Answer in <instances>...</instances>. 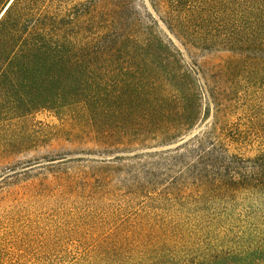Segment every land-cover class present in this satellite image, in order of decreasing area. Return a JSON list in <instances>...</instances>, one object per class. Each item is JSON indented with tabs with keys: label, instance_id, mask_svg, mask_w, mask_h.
I'll return each mask as SVG.
<instances>
[{
	"label": "rangeland",
	"instance_id": "obj_1",
	"mask_svg": "<svg viewBox=\"0 0 264 264\" xmlns=\"http://www.w3.org/2000/svg\"><path fill=\"white\" fill-rule=\"evenodd\" d=\"M142 3L180 54L163 68L146 62L148 73L135 62L130 76L152 77L154 93L165 79L191 88L198 119L176 137H138L126 115L97 134L75 110L1 125L0 264H239L264 253V191L232 190L220 168L192 167L197 138L218 137L244 160L264 152V52L191 54ZM108 66L115 79L129 64ZM208 91L222 101L218 120L203 103ZM128 105L123 97L110 109Z\"/></svg>",
	"mask_w": 264,
	"mask_h": 264
},
{
	"label": "trees",
	"instance_id": "obj_2",
	"mask_svg": "<svg viewBox=\"0 0 264 264\" xmlns=\"http://www.w3.org/2000/svg\"><path fill=\"white\" fill-rule=\"evenodd\" d=\"M137 1L141 3L12 0L0 18V126L41 111L70 110L78 111L97 134L107 136L110 119L119 122L125 115L138 137H176L193 125L202 101L191 88L183 91L179 82L165 79L167 89L154 93L152 77L130 76L135 62L148 73L153 66L146 62H160L163 68L165 58L180 54L142 0ZM147 1L191 54L192 50L235 53L247 46L264 52V0ZM9 2L0 0V14ZM230 59L237 60L238 55ZM111 61L129 67H117L112 79ZM123 97L129 102L124 113L121 106L110 109ZM149 101L159 103V108L149 106ZM221 102L211 91L203 99L208 110L214 108L217 120ZM217 138H197L192 167L220 168L232 190L263 192L264 152L244 160L229 155ZM246 259L264 264V253L251 251L236 258L239 264Z\"/></svg>",
	"mask_w": 264,
	"mask_h": 264
},
{
	"label": "water",
	"instance_id": "obj_3",
	"mask_svg": "<svg viewBox=\"0 0 264 264\" xmlns=\"http://www.w3.org/2000/svg\"><path fill=\"white\" fill-rule=\"evenodd\" d=\"M11 2H12V0H10V2L8 3V5L4 8V10L2 11V13L0 14V18H1V16L4 14L6 8L9 6V4H10Z\"/></svg>",
	"mask_w": 264,
	"mask_h": 264
}]
</instances>
